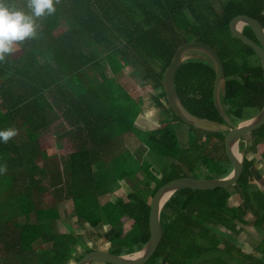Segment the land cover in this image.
<instances>
[{
	"label": "trees",
	"instance_id": "trees-1",
	"mask_svg": "<svg viewBox=\"0 0 264 264\" xmlns=\"http://www.w3.org/2000/svg\"><path fill=\"white\" fill-rule=\"evenodd\" d=\"M10 2L23 6L25 0ZM54 6L51 15L38 18L37 35L16 42L15 51L0 61V129L16 128L0 143V164L6 165L0 174V264H67L96 250L84 246L71 228L62 231L59 203L65 199L72 200L82 226H109L108 251L132 254L150 239L151 202L161 186L194 177L190 173L201 163L209 178L232 172L226 131L189 126L186 146L177 135L174 123L182 120L167 101L163 79L180 46L203 42L221 57L226 73L221 103L231 126L246 120V109L264 107L263 67L245 66L256 54L229 27L242 14L264 27V0H54ZM243 33L257 40L251 27ZM200 54L204 58L186 59L178 67V97L194 116L227 125L214 104V63ZM125 68L133 69L143 87L158 91L160 128L143 132L134 126L140 111L126 109L122 102L134 100L117 77ZM59 120L79 143L67 156L66 172L59 162L39 163L42 131ZM130 132L140 140V157L115 151ZM252 133L264 144V126ZM151 155L159 164L170 162L159 171ZM255 163L245 157L240 179L228 188L173 194L160 215L162 240L146 264H264V190L255 181L264 171ZM120 188L126 198L114 193ZM104 191L111 196L101 203ZM237 193L242 203L232 206L229 200ZM125 218L133 220L128 231ZM240 224L259 233L253 252L225 235L238 236Z\"/></svg>",
	"mask_w": 264,
	"mask_h": 264
},
{
	"label": "water",
	"instance_id": "water-1",
	"mask_svg": "<svg viewBox=\"0 0 264 264\" xmlns=\"http://www.w3.org/2000/svg\"><path fill=\"white\" fill-rule=\"evenodd\" d=\"M245 26L251 27L257 40H253L243 33ZM229 27L236 38L253 49L256 56L260 59L264 70V27L261 22L251 16L242 14L234 17L230 21ZM190 52L203 53L213 61L216 72L214 104L227 125L215 124L210 120L194 116L187 111L179 99L175 88L176 72L180 64L186 60V55ZM225 83L226 73L221 57L213 47L203 42H188L180 46L176 50L171 64L166 69L163 79L167 101L172 111L182 122L205 131H227L225 135V150L233 168L232 172L223 178L205 179L183 176L167 182L158 189L152 199L149 219L150 239L141 250L129 255H116L102 249L92 250L80 258L76 264H146L155 254L162 240L163 230L160 215L163 207L173 194L183 188L213 190L228 188L238 182L244 170V159L237 157V153H240L239 142L243 136L255 132L264 126V107L255 117L241 121L231 127L230 120L225 114V107L221 103V93L225 89ZM242 154H244V151L241 150V156Z\"/></svg>",
	"mask_w": 264,
	"mask_h": 264
},
{
	"label": "rangeland",
	"instance_id": "rangeland-1",
	"mask_svg": "<svg viewBox=\"0 0 264 264\" xmlns=\"http://www.w3.org/2000/svg\"><path fill=\"white\" fill-rule=\"evenodd\" d=\"M59 30H56V33H59ZM14 48L16 49V46L14 45ZM17 55V54H16ZM204 58L202 54L199 52H190L186 55V59L189 58ZM258 64H261V61L258 57L254 56L247 60H245V66H256ZM121 79V80H120ZM119 84L120 86L125 84L127 89L134 94L136 97L130 96L134 102L136 103V108L139 109L140 113H142L145 117L148 119H143L142 122L137 125L136 120L134 123V126L139 129L140 131H149L151 127L160 128V122L162 119H164L162 113L160 112V108L156 105L154 101V96L157 95L158 91L151 90L150 87L147 89L151 90L146 92L143 87H139L140 83L137 78H135L130 72L125 73L124 76L120 77ZM144 93L143 94H141ZM126 94V93H125ZM128 97V95H127ZM129 98V97H128ZM144 98V99H143ZM125 104L126 109H129L131 105H127L126 102H122ZM133 104V101H131ZM145 104H148L151 106V109L153 112H155L156 117L149 116L150 109H145ZM260 111H257L256 109H246L245 111V119H250L255 117ZM132 113V112H131ZM160 118H162L160 120ZM151 122V124H150ZM174 127L177 131V135L182 143L183 146H186L188 143V132H191L189 125L185 124L182 121H178L177 124H174ZM242 143L245 145V151L244 154H242V159L245 157L249 159H253L256 161L255 166L256 169L264 171V159L262 154L264 153V144L263 143H257L254 133L247 134L243 137ZM78 140L74 136L70 134V127L64 120H59L52 124L51 126L47 127L42 131V135L40 138V149L42 154V160L39 161L40 164H42L45 160L49 162H59L60 169L66 172V159L67 156L78 149ZM141 143L140 140L135 136L134 133L130 132L128 134L124 135V139L122 142V145L115 149L116 153L118 154H128L125 156L130 157L131 154H133V157H140L141 156ZM241 154V151H240ZM147 157H149L148 154H146ZM152 156V155H151ZM123 159V158H122ZM151 162L154 165V167L160 171V169L163 167H166V163H168L169 160L167 158L163 159L162 163L159 164L156 157L152 156ZM147 160V159H146ZM170 162V161H169ZM204 169V167L201 168V170ZM188 172V171H187ZM196 178H208L209 174H206V171L203 170V172H193L190 173ZM142 178V175L137 177L136 179L140 180ZM255 181L257 182V185L264 190V172L263 174L257 175L255 177ZM116 195H122L123 198H126V189L121 188L120 190H117L114 192ZM111 194L107 192H102L100 196V202L105 203L110 199ZM45 198L47 202L52 203L54 201L51 194L46 193ZM242 197L241 194L237 193L235 194L230 200V204L234 206L236 202H241ZM59 208L61 210V217L63 221V227L62 231H66L67 229L71 228L74 230L75 235L82 241L84 246L87 248H97L102 250H108L110 247V244L106 239L104 238V234L109 229V226L99 224L96 227H91L89 225L82 226L81 223L78 221V217L73 205V202L71 199H65L59 203ZM249 220H253L251 216L248 217ZM133 224V220L129 218L124 219V228L125 231H128ZM240 234L238 236L228 235L225 234L227 237H229L232 240H235L239 246L246 252H253L255 245L259 241L260 236H258V233L255 231V229L252 227V225H240ZM218 232L221 234L223 233L222 230L216 228ZM96 249V250H97ZM67 264H76L77 259L76 258H69L66 262Z\"/></svg>",
	"mask_w": 264,
	"mask_h": 264
},
{
	"label": "clouds",
	"instance_id": "clouds-1",
	"mask_svg": "<svg viewBox=\"0 0 264 264\" xmlns=\"http://www.w3.org/2000/svg\"><path fill=\"white\" fill-rule=\"evenodd\" d=\"M55 11L54 0H25L23 6L0 0V61L15 51L16 42L33 38L39 28L38 18ZM16 134L15 127L0 129V143L7 142ZM6 165L0 164V174Z\"/></svg>",
	"mask_w": 264,
	"mask_h": 264
},
{
	"label": "crops",
	"instance_id": "crops-1",
	"mask_svg": "<svg viewBox=\"0 0 264 264\" xmlns=\"http://www.w3.org/2000/svg\"><path fill=\"white\" fill-rule=\"evenodd\" d=\"M62 30H64V29H62ZM131 73L135 78H137L138 79V81H139V83H140V85H139V87H143L142 86V81H141V79L135 74V72L133 71V69L132 68H125L124 69V71H123V73H119V74H117V77L120 79V77H122V76H124L125 75V73L127 74V73ZM121 80V79H120ZM121 86L122 87H124V92L126 93L127 92V94L128 95H132V93L123 85V83L121 82ZM143 88H146L145 89V91L146 92H148V91H151V90H149V89H147L148 87H143ZM141 94H143L144 95V93H142L141 92ZM132 97H134V96H132ZM136 97V96H135ZM144 99V98H143ZM127 105H131L130 106V108L128 109L129 111H131V112H133L134 110H136L135 109V105H134V102H133V104L131 103V102H128L127 103ZM125 107H127V106H125ZM145 109H150V112H149V116H153V117H156V114H155V112H153L152 111V109H151V106L150 105H148V104H145ZM143 119H148L147 117H145L142 113H140V115L138 116V118H137V120H136V124L137 125H139L141 122H142V120ZM162 118H160V120H161ZM178 122H175L174 124H177ZM150 124H151V122H150ZM160 126H162V124H161V122H160ZM149 129H151V130H156V129H158V128H155V127H151V128H149ZM151 130H149V131H151ZM126 134H128V133H126ZM202 167H204V169H202L201 170V168ZM203 170H205L206 171V174L208 173V171H207V168L201 163V164H198L197 165V168H196V171H199V172H203ZM121 189V188H120ZM120 189H118V190H120ZM118 196H120V197H122V195H118ZM234 196V195H233ZM232 196V197H233ZM231 197V198H232ZM230 198V199H231ZM242 203V201L241 202H236V204L234 205V206H237V205H240ZM231 205V204H230ZM249 217V216H248ZM248 217H247V219H248ZM249 220V219H248ZM240 225H242V224H240ZM242 226H244V225H242ZM253 227V226H252ZM241 228V227H240ZM240 228H239V230H240ZM254 228V227H253ZM255 229V228H254ZM255 231L258 233V231L255 229ZM240 234V231H239V233H238V235ZM259 234V233H258ZM241 247V246H240ZM243 250V249H242ZM243 251H245V250H243ZM246 252V251H245Z\"/></svg>",
	"mask_w": 264,
	"mask_h": 264
},
{
	"label": "flooded vegetation",
	"instance_id": "flooded-vegetation-1",
	"mask_svg": "<svg viewBox=\"0 0 264 264\" xmlns=\"http://www.w3.org/2000/svg\"><path fill=\"white\" fill-rule=\"evenodd\" d=\"M232 127V126H231ZM226 133H227V131H226ZM244 137V136H243ZM243 137L241 138V140H240V142H239V149H240V151L242 150V144H244V143H242V140H243ZM243 151V150H242Z\"/></svg>",
	"mask_w": 264,
	"mask_h": 264
},
{
	"label": "bare ground",
	"instance_id": "bare-ground-1",
	"mask_svg": "<svg viewBox=\"0 0 264 264\" xmlns=\"http://www.w3.org/2000/svg\"><path fill=\"white\" fill-rule=\"evenodd\" d=\"M237 157H238V158H241V154H240V153H237Z\"/></svg>",
	"mask_w": 264,
	"mask_h": 264
}]
</instances>
